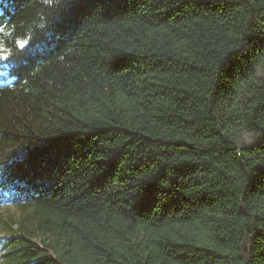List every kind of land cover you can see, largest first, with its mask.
I'll list each match as a JSON object with an SVG mask.
<instances>
[{
  "label": "trees",
  "instance_id": "trees-1",
  "mask_svg": "<svg viewBox=\"0 0 264 264\" xmlns=\"http://www.w3.org/2000/svg\"><path fill=\"white\" fill-rule=\"evenodd\" d=\"M0 29V264H264V0H0Z\"/></svg>",
  "mask_w": 264,
  "mask_h": 264
},
{
  "label": "rangeland",
  "instance_id": "rangeland-1",
  "mask_svg": "<svg viewBox=\"0 0 264 264\" xmlns=\"http://www.w3.org/2000/svg\"><path fill=\"white\" fill-rule=\"evenodd\" d=\"M3 51L0 50V65L2 64V60H3ZM5 72L3 71V69H0V76H2V74H4ZM0 81H2L0 79ZM251 140V136L246 133V132H242L240 137H239V143L240 144H243V145H246V144H249ZM21 214V211L16 207L14 206L13 204L7 202V201H0V215L2 217H5L6 220H7V223H9V217H12L14 219H17ZM15 226V225H13ZM6 235V230H5V227L3 225L0 224V241L4 239ZM40 235H37L36 236V239L38 240Z\"/></svg>",
  "mask_w": 264,
  "mask_h": 264
},
{
  "label": "snow or ice",
  "instance_id": "snow-or-ice-1",
  "mask_svg": "<svg viewBox=\"0 0 264 264\" xmlns=\"http://www.w3.org/2000/svg\"><path fill=\"white\" fill-rule=\"evenodd\" d=\"M2 30H3V29H0V31H2ZM26 43H27V41L22 42L21 46L23 47L24 44H26Z\"/></svg>",
  "mask_w": 264,
  "mask_h": 264
}]
</instances>
